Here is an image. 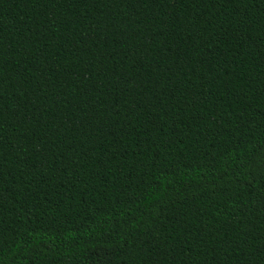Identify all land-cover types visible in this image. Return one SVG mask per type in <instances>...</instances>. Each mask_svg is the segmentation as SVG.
<instances>
[{
    "label": "trees",
    "instance_id": "16d2710c",
    "mask_svg": "<svg viewBox=\"0 0 264 264\" xmlns=\"http://www.w3.org/2000/svg\"><path fill=\"white\" fill-rule=\"evenodd\" d=\"M0 264H264V0H0Z\"/></svg>",
    "mask_w": 264,
    "mask_h": 264
}]
</instances>
